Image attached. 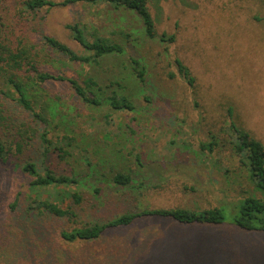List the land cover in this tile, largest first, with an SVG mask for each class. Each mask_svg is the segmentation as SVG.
Masks as SVG:
<instances>
[{"label": "rangeland", "instance_id": "1", "mask_svg": "<svg viewBox=\"0 0 264 264\" xmlns=\"http://www.w3.org/2000/svg\"><path fill=\"white\" fill-rule=\"evenodd\" d=\"M148 4L159 34H174V42L148 37L134 12L107 3L26 14L40 48L56 59L48 60L51 68L80 82L92 77L105 87L98 93L101 98L115 90L128 96L136 110L87 105L66 84L33 86L31 99L46 118L50 137L70 134L77 140L66 159L57 154L45 158L39 138L20 153L10 142L14 130L0 131L9 151L7 160L0 158V264H264V233L233 222L237 211L231 202L248 180L230 129L235 121L264 143V0ZM77 22L100 28L123 44L125 53L108 55L98 66L70 63L44 43L49 33L84 53L66 27ZM132 56L146 65L145 84L133 74ZM176 59L191 69L194 85L180 74ZM25 84L31 94L33 87L28 80ZM0 101L13 123L43 129L32 112L5 98ZM27 161L40 172L50 168L79 178V185L68 190L84 195L83 209L63 218L29 212L30 177L21 168ZM115 170L131 172L134 186L115 185ZM218 205L226 216L218 225L145 216L110 227L94 240L68 241L60 234L130 210Z\"/></svg>", "mask_w": 264, "mask_h": 264}, {"label": "trees", "instance_id": "2", "mask_svg": "<svg viewBox=\"0 0 264 264\" xmlns=\"http://www.w3.org/2000/svg\"><path fill=\"white\" fill-rule=\"evenodd\" d=\"M77 3L89 5L109 4L114 9H125L134 12L141 20L146 35L150 38H159L161 41L174 42L176 36L163 32L159 34L157 25L149 7V0H0V98L13 101L25 110L33 113L34 118L43 127L40 130L30 122L13 123L4 110V103L0 101V131L4 128L14 130L10 142L16 145L18 152H23L26 146L39 138L42 143L41 153L47 158L57 154L60 159L71 155L72 148L77 140L75 135L64 134L56 138L50 137L46 118L34 108L33 90L44 83L66 84L71 88L81 101L90 106L108 104L118 111H134L135 103L126 95L115 90L103 99L98 93L104 92V85L92 77H87L83 82L78 79L58 72L51 68L50 61L56 59L45 54L40 48V37L36 30L26 23L28 13L36 15L42 9L50 10L57 6H68ZM66 27L70 30L74 40L81 44L85 52L76 51L68 43L46 33L44 43L53 51L65 57L70 63L92 64L98 66L102 59L108 55H122L126 49L123 44L105 36L100 28H88L82 23H69ZM122 33V32H121ZM128 36V35H126ZM48 58V59H47ZM131 68L140 83H146V65L137 57H130ZM179 72L190 85L195 84V76L191 69L180 59H176ZM33 87L31 94L25 81ZM41 87V86H40ZM231 113L233 107H230ZM230 129L233 135L232 146L237 155L241 157L243 165L247 168V185H241L242 194L234 204V224L246 231L264 233V143L251 131L231 122ZM7 141L0 133V158L7 160ZM211 146V144H209ZM11 148V146H10ZM22 170L30 177L28 191L30 192V206L28 211L35 210L37 214L53 215L56 217L75 216L83 209L87 199L80 191L68 190L73 184L79 185V178L75 175L59 174L47 168L40 172L34 162L27 161L21 166ZM112 181L120 187H133L131 172L115 170ZM100 189H95L97 197ZM71 199L72 204L65 205L66 199ZM16 199H18L16 197ZM17 200L11 204L15 208ZM228 204L223 203L221 205ZM76 207V209H74ZM160 216L171 218L180 223L192 224H222L225 221L224 209L212 206L204 209H191L185 207H154L144 208L140 211L130 210L117 215L106 222H96L74 227L71 230L61 231L62 238L68 241H89L98 239L110 227L127 225L138 217Z\"/></svg>", "mask_w": 264, "mask_h": 264}]
</instances>
